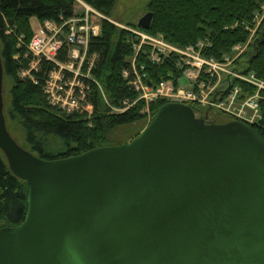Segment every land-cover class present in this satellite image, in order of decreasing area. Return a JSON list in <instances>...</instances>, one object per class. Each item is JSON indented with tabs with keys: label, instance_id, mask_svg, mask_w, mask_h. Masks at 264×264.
<instances>
[{
	"label": "water",
	"instance_id": "1",
	"mask_svg": "<svg viewBox=\"0 0 264 264\" xmlns=\"http://www.w3.org/2000/svg\"><path fill=\"white\" fill-rule=\"evenodd\" d=\"M4 78L0 51V149L28 184L25 219L0 228V264H264L253 127L170 101L128 142L46 159L9 130Z\"/></svg>",
	"mask_w": 264,
	"mask_h": 264
},
{
	"label": "trees",
	"instance_id": "2",
	"mask_svg": "<svg viewBox=\"0 0 264 264\" xmlns=\"http://www.w3.org/2000/svg\"><path fill=\"white\" fill-rule=\"evenodd\" d=\"M84 1L110 16L117 0ZM75 3L76 0H0V51L4 74L11 81L10 100L5 103L7 124L12 134L13 128L20 129L24 138L21 145L46 159L72 156L111 144L113 131L138 122L145 123L147 119L143 112L144 100H138L124 112L112 110L113 106L123 105L124 100L133 101L138 94L124 75L125 70L132 71L135 38L129 30L108 19L102 20L101 34L92 38L89 46V54L97 55L91 73L102 85L107 100L92 79H85L92 113L85 110L69 112L49 102L44 87L49 73L57 65L42 59L37 70L31 69L34 57L27 48L34 33L31 18L61 22L76 13ZM263 5L264 0H149L147 9L154 13L151 25L142 28L134 23L133 26L151 34H162L167 41L179 46L207 40L211 46H207L204 53L222 59L236 44L248 42L250 26ZM60 59L65 61L66 55H61ZM136 63L154 85L177 79L182 73L176 57L154 62L150 52L144 49L136 55ZM233 65L242 72H254L264 79V19ZM23 70H30L31 74L22 76ZM238 83L242 87L239 98L254 93L253 85ZM167 102L165 99L152 102L151 118ZM188 104L200 113L194 104ZM217 112L210 110L204 118L216 121ZM262 114V119L250 126L264 139V101ZM144 127L145 124L142 129ZM27 211L28 184L12 172L0 149V228L20 224Z\"/></svg>",
	"mask_w": 264,
	"mask_h": 264
},
{
	"label": "built area",
	"instance_id": "3",
	"mask_svg": "<svg viewBox=\"0 0 264 264\" xmlns=\"http://www.w3.org/2000/svg\"><path fill=\"white\" fill-rule=\"evenodd\" d=\"M77 1L82 4L80 12L76 10L74 15L62 19L61 22L50 19L40 21L38 29H33L34 33L27 48L34 57L31 67L35 70L42 59L57 65L49 73L44 87L49 102L69 112L85 110L92 113L93 105L87 101L89 88L85 79H92L105 99L106 94L101 84L92 76L97 55L89 54V46L92 38L101 34V21L106 16L86 1ZM130 30L136 35V53H139L144 44L149 45L152 61L162 62L164 59L176 57V64L182 68V73L177 79L163 80L156 85L149 84L147 74L137 66L136 54L132 59V71L125 70L124 75L129 80L128 84L138 93V97L133 101L124 100L125 107L113 106V112L129 109L141 99H165L168 102L192 103L199 109L198 115L203 117L212 110L221 111L231 120L236 119L248 125L262 119L264 79L254 72H242L233 65L235 59L246 50L248 42L236 44L231 53L217 59L204 53L205 48L211 46L207 40L179 46L167 41L162 34L155 36L139 29ZM61 55H66L67 59L61 60ZM26 73L29 74L28 71L24 72ZM183 76L188 81L187 86L181 85ZM239 81L253 85L254 93L239 98L242 91Z\"/></svg>",
	"mask_w": 264,
	"mask_h": 264
},
{
	"label": "rangeland",
	"instance_id": "4",
	"mask_svg": "<svg viewBox=\"0 0 264 264\" xmlns=\"http://www.w3.org/2000/svg\"><path fill=\"white\" fill-rule=\"evenodd\" d=\"M148 2H149V0H117L114 7H113L111 15L110 16H106L105 14L104 15L106 16V18L108 20L114 22L115 24H117L121 27H127L126 29L129 30L132 33V37L135 38L136 35L130 29H139L137 27H134L133 24L138 23L139 19L144 14H146L148 12V9H147L148 8ZM75 8L79 12H80V9H82V4L80 2H78L77 0L75 3ZM106 18H103V19H106ZM263 19H264V5L262 6L261 11L256 14L253 26H250L251 33H250L248 42L253 40V37L255 36V33H256V31H257L258 27L260 26ZM40 23L41 22L37 17L34 16L31 18V25H32V28L34 30L38 29ZM139 30H142V29H139ZM142 31H144V30H142ZM144 32H146V31H144ZM146 33H148V32H146ZM148 34H151V33H148ZM152 35L157 36V34H152ZM143 49L146 51H149V52L151 50L150 46L145 45V44L142 46L141 50H143ZM136 54L138 56V53L135 52V55ZM32 64H33V59L31 61V66H32ZM31 69H34V68L31 67ZM30 70H23L21 72V75L22 76L28 75V73L24 74V72H26V71H28L29 74H31ZM181 85L182 86L188 85V81H187L185 76H183L181 79ZM10 88H11L10 78L8 76H5V78H4V92H5L4 93V99H5V103H8L10 100ZM106 100H107V98H106ZM141 100H144V103H145V108L143 109V112H145L147 114L146 122L145 123L144 122H138V123H135L133 125L122 126V127L118 128L117 130L113 131L111 134V138H112L113 143H111V144H120V143L130 141L131 139H133L134 137L137 136L136 134H139L143 130L142 126H144V124H145V126H147V124L151 121L152 118H151L150 105L154 101H147L146 99H141ZM130 101H132V100H130ZM122 104H123L122 106L125 107L124 103H122ZM122 106L120 105V106H115V107H122ZM112 110H113V108H112ZM126 110H124V111H126ZM124 111H122V112H124ZM114 112H115V110H114ZM216 115H217V118H216L217 122H226V121H228V119H230V117H228V115H226L225 113H222L221 111L217 112ZM13 132H14L13 134L18 138L19 143L24 144V138L20 133V129L13 128Z\"/></svg>",
	"mask_w": 264,
	"mask_h": 264
},
{
	"label": "flooded vegetation",
	"instance_id": "5",
	"mask_svg": "<svg viewBox=\"0 0 264 264\" xmlns=\"http://www.w3.org/2000/svg\"><path fill=\"white\" fill-rule=\"evenodd\" d=\"M207 121H210V120H212V119H206Z\"/></svg>",
	"mask_w": 264,
	"mask_h": 264
},
{
	"label": "bare ground",
	"instance_id": "6",
	"mask_svg": "<svg viewBox=\"0 0 264 264\" xmlns=\"http://www.w3.org/2000/svg\"><path fill=\"white\" fill-rule=\"evenodd\" d=\"M236 60V59H235ZM235 62V61H234Z\"/></svg>",
	"mask_w": 264,
	"mask_h": 264
}]
</instances>
